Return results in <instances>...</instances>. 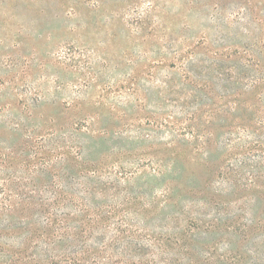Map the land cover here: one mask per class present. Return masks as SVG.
Wrapping results in <instances>:
<instances>
[{"label": "rangeland", "instance_id": "1", "mask_svg": "<svg viewBox=\"0 0 264 264\" xmlns=\"http://www.w3.org/2000/svg\"><path fill=\"white\" fill-rule=\"evenodd\" d=\"M0 181L21 264H264V0H0Z\"/></svg>", "mask_w": 264, "mask_h": 264}, {"label": "trees", "instance_id": "2", "mask_svg": "<svg viewBox=\"0 0 264 264\" xmlns=\"http://www.w3.org/2000/svg\"><path fill=\"white\" fill-rule=\"evenodd\" d=\"M7 157H8V160L6 162L10 165L12 163L11 161L16 158V157L11 156V155H8ZM4 160L5 159H3V161ZM11 190L12 189H8V187H6L5 184H2L0 181V192H2L3 194L4 193L7 194L9 191L12 192ZM18 192L20 194L19 193L17 194V197H18L16 199L17 201H12V202L8 203V202H6L7 198L5 200H2V199L0 200V215H2V213H5V212H10V214H13L12 212H15V211L23 212L25 209L30 208L32 205L34 206V202H33L31 195H28V197H27V196L22 195V194H24V192H21V191H18ZM8 194H10V193H8ZM21 214H25V213H21ZM28 216L29 215H27V214L21 215L20 225H15V223H13V224L9 223V225L4 226L2 229L5 231L10 230L12 232L15 231L16 229H22L23 227H22L21 223H24V221L28 218ZM0 219H1V216H0ZM11 221L14 222L15 219L11 218ZM39 236H42V237L46 236V232H43ZM29 239H30V236L26 239V241ZM26 241H25V243H26ZM0 246H1V250H3L5 252V258L7 257L6 262H8V263L10 262L13 264H21L22 263V261H23L22 255H24V253H23V248L21 247V245H20V247H15L12 245H8L7 243L0 242ZM50 249L54 250V245L48 244V248L45 250V254H43V256H44L43 260H45V262L47 261L48 263L51 262V264H54L53 260H54L56 255H51L52 251Z\"/></svg>", "mask_w": 264, "mask_h": 264}]
</instances>
